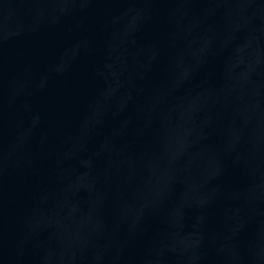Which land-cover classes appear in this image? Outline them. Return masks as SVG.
I'll list each match as a JSON object with an SVG mask.
<instances>
[{
  "label": "water",
  "instance_id": "obj_1",
  "mask_svg": "<svg viewBox=\"0 0 264 264\" xmlns=\"http://www.w3.org/2000/svg\"><path fill=\"white\" fill-rule=\"evenodd\" d=\"M0 264H264V0H0Z\"/></svg>",
  "mask_w": 264,
  "mask_h": 264
}]
</instances>
